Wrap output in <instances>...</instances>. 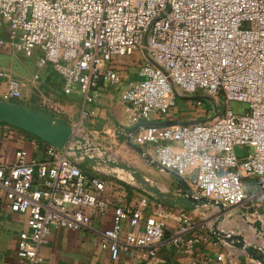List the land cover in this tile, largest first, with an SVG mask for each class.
Returning a JSON list of instances; mask_svg holds the SVG:
<instances>
[{"label":"built area","instance_id":"1","mask_svg":"<svg viewBox=\"0 0 264 264\" xmlns=\"http://www.w3.org/2000/svg\"><path fill=\"white\" fill-rule=\"evenodd\" d=\"M6 48L26 56L37 51V66L49 67L66 96L79 93L87 104L100 86L120 83L114 59L139 58L138 78L120 93L126 138L148 165L177 176L174 200L194 204L154 212L144 196L114 205L111 225L100 233L112 260L132 247L153 255L164 244L192 254L209 233L229 238L218 228L226 220L244 226L242 249L250 247L251 258L218 256L204 264H264V0H0V53ZM0 78L1 100L21 98L18 79L3 71ZM181 94L194 99L197 118L150 122L172 111ZM43 105L63 110L50 99ZM38 145L43 159L27 161L20 149L11 165H0L4 204L27 215L17 264H41L40 248L53 228L86 227V208L103 212L109 205L105 180L88 177L69 147ZM189 210L198 211L197 220ZM125 221L132 230L123 233Z\"/></svg>","mask_w":264,"mask_h":264},{"label":"crops","instance_id":"2","mask_svg":"<svg viewBox=\"0 0 264 264\" xmlns=\"http://www.w3.org/2000/svg\"><path fill=\"white\" fill-rule=\"evenodd\" d=\"M10 50L6 48L0 53V71L18 79L22 84L21 98L11 100V102L54 115L73 128L77 127L78 131L81 129L83 132L81 137L87 139L94 155L100 157L106 155L112 160L133 165L131 161L140 156L137 148L126 138L129 125L123 112L120 93L128 80L138 78L134 55L113 60V65L121 76L120 83L115 86H100V93L96 101L87 104L83 103V97L79 93L66 96L61 77L49 67H27L26 64L15 60L17 59L16 55L11 54ZM35 75L38 78H34ZM5 90V78H0V100ZM46 99L61 103L63 110L59 113L50 111L43 105V101ZM205 108H207L206 105L203 109ZM82 110L87 111V114L81 119ZM89 111H93V113L89 114ZM198 114L188 116L186 119L173 118L169 113L152 115L150 122L165 126L174 122L194 120ZM38 142L39 139L23 130L6 123H0V165H11L15 161L16 151L20 149L25 152L27 161L43 159L44 146L36 147ZM97 147H100L101 150L98 151ZM144 164L148 165L145 162ZM97 176L105 180L104 195L109 201V205L103 212L86 208L85 213L89 218V224L86 227L79 229L53 228L47 242L40 248L43 257L41 264H204L205 262L212 263L211 261L216 260L218 256L237 257L243 262L251 258L248 250L242 249L243 238H245L242 231L244 226L231 221H222L218 228L224 233H229L230 239L217 241L216 235L209 233L207 240H200L194 245L192 254L184 253L179 248L164 244L159 246L153 255L146 248L132 247L128 251H121L119 256L112 260L109 253L100 246V233L111 225L114 205L136 204L141 197L146 196L150 200V208L154 212L169 209L175 212L176 209L169 207L170 204L165 205L152 194H142L141 191L126 185L124 181L113 178L106 180L103 175ZM169 176L174 177L173 175ZM126 178L125 176L123 179ZM174 179L176 185L172 188L165 184H158L155 187L159 192L174 191L178 188L177 178L174 177ZM0 199V264H17L18 235L27 229V215L10 211L4 204L3 191L1 190ZM187 212L192 220L198 219V211L190 212L189 210ZM168 224L172 225V222L169 220ZM130 230L132 228L125 221L122 225V232ZM255 244L258 246L257 243Z\"/></svg>","mask_w":264,"mask_h":264},{"label":"water","instance_id":"3","mask_svg":"<svg viewBox=\"0 0 264 264\" xmlns=\"http://www.w3.org/2000/svg\"><path fill=\"white\" fill-rule=\"evenodd\" d=\"M0 123H6L17 127L59 150L69 147V150L74 156L80 160V164H84L86 167L88 166L93 169L97 168L94 164L96 156L90 155L84 148L85 139L81 137V135H78L70 124L54 115L31 109L15 102L0 100ZM97 148L101 150L100 147ZM136 148L138 152H141L139 147ZM100 159L108 167L117 166L128 170L138 183H143L144 191L156 196L163 203L168 205L179 204L185 206L186 209H193L194 203L192 199L179 197L174 200L172 191L159 192L155 185L150 183L142 174L134 169V167L112 160L106 155L102 156ZM170 174L177 178L174 173ZM215 232H217V229H215ZM223 238L224 240L230 239L228 237ZM245 249L252 254V249L250 247H246ZM256 258L261 260L260 256H256Z\"/></svg>","mask_w":264,"mask_h":264},{"label":"rangeland","instance_id":"4","mask_svg":"<svg viewBox=\"0 0 264 264\" xmlns=\"http://www.w3.org/2000/svg\"><path fill=\"white\" fill-rule=\"evenodd\" d=\"M11 54L16 55L15 57L20 61L21 63H24L27 65V67L30 66H37L36 61H37V54L38 52L35 51L33 52L32 55L30 56H26L25 54L21 53V52H17L14 49H11ZM136 61V65L137 63H139V58L134 56ZM14 59V58H13ZM15 65H17L15 63ZM16 100V99H15ZM194 102V99L190 96V95H185V94H181L180 97L177 98L176 100V105L174 107L173 112H169V114H172V117L174 118H178V119H186L188 116L191 115H195L197 113H199L200 109H195L194 107H192V103ZM205 106V105H204ZM203 106V107H204ZM207 106V105H206ZM236 104H231V107L233 109H237ZM206 115H208V112L205 113ZM77 132V131H76ZM78 135H83V132H81V129L78 131L77 133ZM85 139V137H84ZM87 140V139H86ZM85 140V141H86ZM84 148L85 150L91 155H94V151L90 150L92 149L89 146L88 141L84 142ZM77 147V146H76ZM99 151V150H98ZM91 152V153H90ZM77 153V152H75ZM101 154V152H100ZM96 156V161L94 162L95 164V169L90 168V171H94L96 172V174L98 175H103L105 177L106 180L109 179H116L118 181H124V183L126 185H128L129 187L136 189L137 191H141L142 194L147 193L146 191H144V185L143 183H138L137 180H135V178L131 175V173L128 172V170L124 169L123 167H108L106 164H104L101 161V157L99 155H95ZM133 163V165L130 164V166L134 167V169H136L140 174H142L149 182H151L154 185H161V184H165V185H169V187H173L176 185V180L174 179V177H171L163 172H161L159 169L152 167V166H145L144 164V160L141 157H138L136 160L131 161ZM146 163V162H145ZM85 167L84 164H81ZM93 169V170H92ZM125 176L127 177L126 179ZM169 190V189H168ZM166 205V203H164ZM226 220H224L225 222Z\"/></svg>","mask_w":264,"mask_h":264},{"label":"trees","instance_id":"5","mask_svg":"<svg viewBox=\"0 0 264 264\" xmlns=\"http://www.w3.org/2000/svg\"><path fill=\"white\" fill-rule=\"evenodd\" d=\"M82 170L84 171V173L88 176V177H92V176H97L98 174H96V172L94 171H90V168L88 167H84L83 165H81Z\"/></svg>","mask_w":264,"mask_h":264},{"label":"bare ground","instance_id":"6","mask_svg":"<svg viewBox=\"0 0 264 264\" xmlns=\"http://www.w3.org/2000/svg\"><path fill=\"white\" fill-rule=\"evenodd\" d=\"M91 153V152H90Z\"/></svg>","mask_w":264,"mask_h":264}]
</instances>
